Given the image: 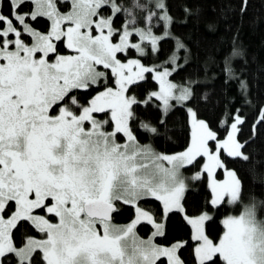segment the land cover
<instances>
[{"label": "snow or ice", "instance_id": "obj_1", "mask_svg": "<svg viewBox=\"0 0 264 264\" xmlns=\"http://www.w3.org/2000/svg\"><path fill=\"white\" fill-rule=\"evenodd\" d=\"M172 2L0 0V264H264V99Z\"/></svg>", "mask_w": 264, "mask_h": 264}, {"label": "trees", "instance_id": "obj_2", "mask_svg": "<svg viewBox=\"0 0 264 264\" xmlns=\"http://www.w3.org/2000/svg\"><path fill=\"white\" fill-rule=\"evenodd\" d=\"M185 3L195 12L186 21L181 19V8ZM239 7L240 0H173L172 12L178 18L175 33L188 43L195 60L201 64L221 50L228 51L236 37L241 55L234 62L242 66L249 79L253 98L264 99V0H249L247 11L242 16ZM210 23L215 24V31L209 29ZM176 131L182 133L179 125ZM157 147L166 151L178 150L176 145L163 141ZM253 148L257 152L264 151L260 141ZM256 190L258 195L264 192L259 186ZM203 195L202 190H197L191 199L195 202ZM126 219L127 216L123 218ZM169 229L172 234L180 231L176 218L169 222Z\"/></svg>", "mask_w": 264, "mask_h": 264}]
</instances>
